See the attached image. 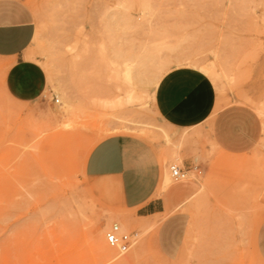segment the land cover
<instances>
[{
  "label": "rangeland",
  "instance_id": "obj_1",
  "mask_svg": "<svg viewBox=\"0 0 264 264\" xmlns=\"http://www.w3.org/2000/svg\"><path fill=\"white\" fill-rule=\"evenodd\" d=\"M20 1L31 27L0 29V264H113L91 244L113 223L138 233L126 254L111 248L123 264H264V0ZM19 61L45 79L37 100L7 89ZM198 65L215 74L193 118L164 125L158 82ZM121 139L162 183L92 175L95 147L108 160ZM171 165L200 174L175 182ZM158 192L162 212L143 216Z\"/></svg>",
  "mask_w": 264,
  "mask_h": 264
},
{
  "label": "crops",
  "instance_id": "obj_2",
  "mask_svg": "<svg viewBox=\"0 0 264 264\" xmlns=\"http://www.w3.org/2000/svg\"><path fill=\"white\" fill-rule=\"evenodd\" d=\"M33 16L20 0H0V29L11 33L29 29ZM207 77L199 69L181 66L165 73L155 89L153 107L164 125H185L193 118L192 105L206 85ZM9 93L17 100H37L45 87V79L36 63L19 61L11 67L6 77ZM167 97V98H166ZM143 145L121 139L113 143L111 159L103 158L97 168H92L94 177H160L158 162L148 163L144 158ZM165 175V174H164ZM164 175L160 177L161 183ZM156 178V182L157 179ZM167 187V186H166ZM162 188L163 185H162ZM150 197L140 204L145 209L143 216L162 212L164 194ZM264 253V250H263Z\"/></svg>",
  "mask_w": 264,
  "mask_h": 264
},
{
  "label": "built area",
  "instance_id": "obj_3",
  "mask_svg": "<svg viewBox=\"0 0 264 264\" xmlns=\"http://www.w3.org/2000/svg\"><path fill=\"white\" fill-rule=\"evenodd\" d=\"M55 103H58V99L55 98ZM190 173L200 174L198 166L191 167H179L177 165H171L169 167V175L172 181H182L189 177ZM138 238L137 232H126L121 229L117 223L111 224L105 233V240L109 247L115 249L120 255L129 252L136 244Z\"/></svg>",
  "mask_w": 264,
  "mask_h": 264
},
{
  "label": "bare ground",
  "instance_id": "obj_4",
  "mask_svg": "<svg viewBox=\"0 0 264 264\" xmlns=\"http://www.w3.org/2000/svg\"><path fill=\"white\" fill-rule=\"evenodd\" d=\"M191 62H193V61L191 60ZM198 69L200 71H202L205 75H206V73L207 74H210V75H214L215 74V70H214V68H213L212 65L199 66ZM124 73H125L124 74V77L125 78L126 77L129 78V67H126L125 68ZM128 84H129V81H128ZM105 93H106V91H105ZM137 99H139V96H138L137 93H135L132 90V88L127 89L125 91V101L126 102H132V101H135ZM164 183L167 185V183H168L167 177L165 178V182ZM91 244H92V248L100 256H102V257H104V258H106L108 260H112L113 264H123L124 263V260L123 259H118L117 257L115 258V255L113 254V251H112L111 247L108 246V244L103 240V238L101 236L99 238H96V239L93 238V240H91Z\"/></svg>",
  "mask_w": 264,
  "mask_h": 264
},
{
  "label": "snow or ice",
  "instance_id": "obj_5",
  "mask_svg": "<svg viewBox=\"0 0 264 264\" xmlns=\"http://www.w3.org/2000/svg\"><path fill=\"white\" fill-rule=\"evenodd\" d=\"M167 98V97H166ZM108 151L107 145L101 143L95 147L94 154L99 158L103 159Z\"/></svg>",
  "mask_w": 264,
  "mask_h": 264
}]
</instances>
